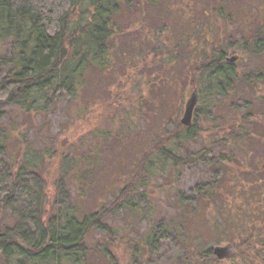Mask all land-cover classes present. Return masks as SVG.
Here are the masks:
<instances>
[{"label": "trees", "instance_id": "obj_1", "mask_svg": "<svg viewBox=\"0 0 264 264\" xmlns=\"http://www.w3.org/2000/svg\"><path fill=\"white\" fill-rule=\"evenodd\" d=\"M132 1L0 0V264H142L140 257L160 251L169 242L180 247L170 264H223L212 249L223 242L233 248L239 264H264V238L253 234L242 238L243 221L247 219L242 217L240 201L234 195L227 200L226 184H217L215 173L213 179L191 187L189 194L178 187L167 189L174 194L176 218L149 225L141 244H135L131 253L123 248L118 256L121 231L109 222L125 213L143 215L149 224L152 210L138 213L134 197L146 199L148 187H155L153 181L167 180L170 171L189 169L201 160H212L218 169L238 162L237 151L245 158L252 154L246 148L252 140L248 125L256 118L244 110L259 104L254 94L258 89L264 91V82L259 74L241 72L238 64L264 58V19L251 34L246 33L244 25L237 24L239 13L231 9V0H202L195 7L185 8L196 9L198 15L207 18L203 25L211 21L215 25L220 19L225 28L234 25L236 32L219 34L216 29L206 36L203 27L196 28L195 34L189 27L177 39L187 56L185 60L182 57L183 67L189 60L197 63L189 74L190 87L199 99L196 111L214 113L221 121L209 128L216 140L203 145L196 154L181 158L176 144L206 130L196 122L189 127L178 122L171 132L164 131L139 146L126 167L130 176L121 185L104 186L106 196L87 207L83 201L89 194L83 184L97 167L93 154L84 155L81 144L72 143L68 155L57 140L49 147H34L23 134V125L5 122L4 106L40 119L63 100L69 108H76L87 72L94 69L105 73L111 61L109 52L120 33L115 17H126ZM136 1L153 6L158 2ZM165 17L169 19L168 12ZM163 30L170 32V27L165 24ZM167 35L163 41L154 37V46L158 43L162 48L156 46L160 51L154 49V56L165 71L158 77L166 83L167 88L162 87L177 93L171 70L180 58L168 51L171 38ZM210 37V46L201 45V38L208 41ZM230 56L238 61L228 65ZM241 102L243 110L238 109ZM115 104L120 108L116 112L126 110L117 99ZM129 104L133 112L138 109L142 113L141 106L133 109L134 101ZM224 105L229 108L225 113L221 110ZM126 116L136 115L128 111ZM216 145L226 149L210 160ZM72 191L75 197L70 199ZM245 212L251 216L256 213L251 209ZM199 219L206 220L205 229L197 225ZM95 231L102 238L90 246Z\"/></svg>", "mask_w": 264, "mask_h": 264}, {"label": "rangeland", "instance_id": "obj_2", "mask_svg": "<svg viewBox=\"0 0 264 264\" xmlns=\"http://www.w3.org/2000/svg\"><path fill=\"white\" fill-rule=\"evenodd\" d=\"M200 1L202 0H158L156 6L132 1L127 9L126 17H115L120 33L109 52L111 61L105 73L102 74L101 71L94 69L87 72L78 95V103L75 104L76 108L70 107V110L63 100L58 104L59 106H54L46 117L40 119L38 116L28 118L20 115L17 110H13V106L3 107L5 122L12 121L23 125V134L34 147H45L46 145L49 147L57 140L58 145H61L68 155L72 149V143L81 144L84 155L93 154L97 167L91 170L87 184H83L86 193L89 194L83 201L87 207L95 206L97 200L106 196L104 186H112L115 183L121 185V181L130 176L126 167L130 165L129 159L133 152L148 139L164 131L171 132L180 122L186 102L197 94L192 90L189 82L190 71L197 63L189 60L187 66L183 67L185 64L183 60L187 59V56H184L186 52L182 49L183 45L177 44V39L181 37L183 31H188L189 27H192L195 34L196 28L203 27L206 36H211L216 29L219 34H223L225 30L236 32L234 25L225 28L220 19L216 20L215 25H212V21L207 26L203 25L207 18L201 14L198 15L196 9L185 8L186 6L195 7ZM230 3L231 9L239 13L237 24L244 25V31L248 34H251L259 22L264 19V0H231ZM177 7L179 11L172 12ZM166 8L169 9L166 11ZM167 12L169 19L165 17ZM165 24L170 27L168 35L163 30ZM161 30L163 35L159 34ZM156 35L162 41L165 40V35L170 36V42L167 44L168 51L171 56L177 55L180 58L176 67L171 70V78L175 79L176 88H178L177 93L165 90L166 83L158 78L163 77L165 71L160 66V60L155 59L154 56V49L158 50L157 47H160L158 43L155 44L157 47L154 46ZM210 41L211 37L208 41L201 38L200 42L201 45L207 43L210 46ZM238 69L245 74H259L264 82L263 57L243 61L238 64ZM258 82L260 83V80ZM163 85L166 88H163ZM254 96L259 104L255 102L251 110H244V112H253L256 118L255 122L248 125L252 132V140L248 142L246 148L252 150V154L245 158L240 151H237L238 157L241 158L238 162L235 161L216 169L211 159L216 157L218 151L226 149L224 145H216L213 146L212 154L209 156L210 162L201 160L189 169L175 170L177 171L175 173L170 171L165 181H153L155 187H148L146 199L134 197L138 213L145 209L152 210L149 224L145 216H138V214L121 213L109 220L110 224L112 223L121 231L119 236L121 243L116 250L118 256H121L123 248L128 251L127 253L133 252L135 244H141L140 239L149 225L160 220L176 218L172 209V203L175 201L174 194L167 193V189L170 191V187H178L185 195L189 194L191 187L206 179H213L214 173L218 176L217 184H226L227 200L231 201L234 195L240 201L239 206L244 212L242 217L246 216V222H248L245 225L246 222L243 221L244 236L242 238L250 234L264 238V103L260 104L261 98H264V91L258 89ZM254 96L252 95V98ZM196 98L190 126L196 122L206 131L176 144L177 154L181 158L196 154L203 145L213 143L217 136L212 134L209 128L221 123L214 113L202 114L196 111L200 106L199 99ZM115 99H117V104L122 108L125 107L126 110L116 112L120 108L115 104ZM133 101L135 102L133 109L141 106V114L138 109L133 112L130 108L132 106L129 103ZM242 107L241 102L238 104V109L243 110ZM228 109L227 105H224V108L221 107L224 113ZM128 111L136 116L132 118L126 116ZM174 175H178L175 180ZM49 181L48 179L47 183ZM159 185L163 188H159L162 187ZM70 194L68 195L70 199L75 197L73 191ZM247 209L255 210L254 216L247 215L245 212ZM0 220L2 221V217ZM197 225L200 229H205L207 222L205 219L204 221L199 219ZM101 238L99 232H93L88 245L93 246ZM216 247L228 248L225 258L220 260L223 264H239L229 244L219 243L212 249ZM179 249L177 244L169 242L163 245L160 251L139 259L142 264H170L171 257L178 254ZM120 263H122L121 260Z\"/></svg>", "mask_w": 264, "mask_h": 264}, {"label": "water", "instance_id": "obj_3", "mask_svg": "<svg viewBox=\"0 0 264 264\" xmlns=\"http://www.w3.org/2000/svg\"><path fill=\"white\" fill-rule=\"evenodd\" d=\"M237 61L238 58L236 56H231L226 59V63L228 65L235 64ZM196 97V95H193L185 104L184 112L180 120V124L184 127H189L191 125V119L196 106ZM227 251V247H216L213 249V254L218 260H223L227 254Z\"/></svg>", "mask_w": 264, "mask_h": 264}]
</instances>
